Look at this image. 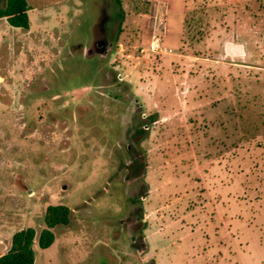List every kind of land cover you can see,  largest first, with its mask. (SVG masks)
I'll list each match as a JSON object with an SVG mask.
<instances>
[{"label": "rangeland", "instance_id": "374dc122", "mask_svg": "<svg viewBox=\"0 0 264 264\" xmlns=\"http://www.w3.org/2000/svg\"><path fill=\"white\" fill-rule=\"evenodd\" d=\"M27 4L0 19V257L33 228L34 264H264V0Z\"/></svg>", "mask_w": 264, "mask_h": 264}, {"label": "trees", "instance_id": "16d2710c", "mask_svg": "<svg viewBox=\"0 0 264 264\" xmlns=\"http://www.w3.org/2000/svg\"><path fill=\"white\" fill-rule=\"evenodd\" d=\"M29 7L27 0H0V19L15 29L28 30ZM70 210L64 205L47 207L44 214L45 228L37 237L40 249L49 248L54 242L52 230L57 226H67L70 223ZM36 233L33 228H25L13 234L9 250L0 257V264H34V242Z\"/></svg>", "mask_w": 264, "mask_h": 264}, {"label": "built area", "instance_id": "2783aa9c", "mask_svg": "<svg viewBox=\"0 0 264 264\" xmlns=\"http://www.w3.org/2000/svg\"><path fill=\"white\" fill-rule=\"evenodd\" d=\"M149 50L152 52V53H160L163 48H161L160 44L158 43V41H154L150 47H149Z\"/></svg>", "mask_w": 264, "mask_h": 264}, {"label": "flooded vegetation", "instance_id": "af4514ba", "mask_svg": "<svg viewBox=\"0 0 264 264\" xmlns=\"http://www.w3.org/2000/svg\"><path fill=\"white\" fill-rule=\"evenodd\" d=\"M104 34H101L100 33V37H101V41H99L98 43H97V47H99V48H103V49H105L106 51L108 50V48H109V46H108V44L106 45V42H105V39H104V36H103ZM85 52V51H84Z\"/></svg>", "mask_w": 264, "mask_h": 264}, {"label": "water", "instance_id": "95a60500", "mask_svg": "<svg viewBox=\"0 0 264 264\" xmlns=\"http://www.w3.org/2000/svg\"><path fill=\"white\" fill-rule=\"evenodd\" d=\"M227 50L230 53H238V54L241 53V47L233 46V45H230V44L227 45Z\"/></svg>", "mask_w": 264, "mask_h": 264}]
</instances>
